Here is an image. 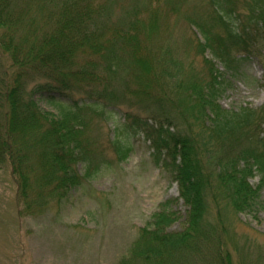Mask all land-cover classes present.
<instances>
[{"label": "trees", "instance_id": "trees-1", "mask_svg": "<svg viewBox=\"0 0 264 264\" xmlns=\"http://www.w3.org/2000/svg\"><path fill=\"white\" fill-rule=\"evenodd\" d=\"M167 1L178 10L182 0ZM112 2L0 0V170L11 166L19 195L32 214L39 213L102 163L113 164L94 141L82 138L79 125L83 114L103 119L108 108L119 109L125 121L108 142L116 161H126L130 138L143 134L190 207L188 227L173 235L166 232L174 221L167 203L130 257L141 264H182L178 253L192 250L191 239L203 232L212 211L221 214L224 205L251 213L259 206L261 192L249 179H264V107L224 110L218 101L227 84L215 61L238 72L251 55L264 60V0H201L198 14L187 18L200 35L198 54L211 57L203 60L207 73L186 76L155 34L159 6L156 12L145 0L125 1L119 15ZM158 80L166 83L163 90ZM36 95L57 105L60 115L43 110ZM135 105L149 116L135 114ZM213 228L209 224L201 236L221 238ZM226 253L214 260L228 264Z\"/></svg>", "mask_w": 264, "mask_h": 264}, {"label": "rangeland", "instance_id": "rangeland-1", "mask_svg": "<svg viewBox=\"0 0 264 264\" xmlns=\"http://www.w3.org/2000/svg\"><path fill=\"white\" fill-rule=\"evenodd\" d=\"M125 1L132 0L112 2L119 15L123 10L121 5H128ZM145 2L154 11L159 6L160 18L152 19L153 26L157 25L155 34L163 36L162 45L167 43L165 47H171L172 58L180 62L185 76L194 70L207 73L203 60L211 55L198 54L200 35L197 32L195 35L188 22L193 13L198 14L201 0H182L178 10L167 0ZM215 64L224 73L227 84L218 101L224 110L264 107V60L251 55L241 61L238 72L225 71L218 61ZM165 84L159 81L156 85L163 90ZM166 96L173 100L172 95ZM35 97L43 110L60 115L57 105L39 95ZM131 109L135 114L148 115L140 112L138 105ZM124 121L123 113L117 108H108L103 119L96 113L83 114L79 125L82 138L94 141L95 147L113 164L102 163L80 187L70 190L62 200L44 203L39 213L32 214L27 199L19 195L18 178L11 166L8 164L0 170V264H141L130 257L131 253L137 251L143 230L154 228L155 214L162 212L167 203L174 221L166 227V232L180 235L186 230L190 207L180 197L179 183L170 169L162 160L158 161L151 141L143 134L130 138L129 158L121 163L116 161L108 142L115 126ZM35 158L37 164L39 160ZM78 167L81 173L85 172L84 165L80 163ZM249 182L261 192L259 206L251 213H233L224 205H220L221 214L212 211L205 218L202 230L214 225L213 229L222 237L211 241L201 236V232L191 239L192 250L178 253L182 264H221L214 256L221 258L226 250L228 264H264V179L254 174ZM37 192V196L49 197L48 191ZM222 247L225 250L220 253Z\"/></svg>", "mask_w": 264, "mask_h": 264}]
</instances>
